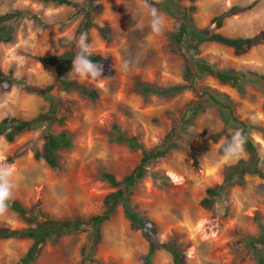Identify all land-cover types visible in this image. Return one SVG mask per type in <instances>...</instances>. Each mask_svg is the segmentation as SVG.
<instances>
[{
	"label": "rangeland",
	"instance_id": "1",
	"mask_svg": "<svg viewBox=\"0 0 264 264\" xmlns=\"http://www.w3.org/2000/svg\"><path fill=\"white\" fill-rule=\"evenodd\" d=\"M78 8L44 3L38 0H0V15L22 11L21 22L10 44L0 45V71L29 86H48L55 81L59 59L45 65L35 59H54L77 51L75 40L83 31L90 12L89 44L96 57L105 61L101 78H81L63 72V79L80 83L91 90L92 100L78 92H60L57 120L37 125L19 134L13 142L0 136V159L7 163L16 183L14 199L30 208L40 205L55 219L89 218L101 214L105 197L113 191L103 174L117 180L129 175L140 163L141 150L112 139L120 132L137 137L147 150L161 148L175 119L196 94L185 89L170 97H145L135 83L169 87L186 84L184 58L174 41L181 17L156 5L165 20L161 34L151 31L142 0H72ZM182 7L194 5V25L203 31L204 41L189 53L232 73L264 76V41L238 55L232 47L218 42L220 34L228 38H250L264 32V0H180ZM250 7L241 13L233 7ZM95 8L91 12V9ZM26 15H36L38 21ZM133 16L136 18L134 19ZM219 18V20H215ZM221 21V26H219ZM10 23V22H8ZM198 40L194 41L196 45ZM133 61L132 71H122L124 61ZM73 68V63H72ZM243 82V81H242ZM239 91L213 76L204 75L196 83L198 91L210 89L232 101L241 120L254 127L250 131L258 147L264 171V88L254 80L243 83ZM0 119L13 117L33 120L50 111V104L19 85L9 90L0 87ZM65 116L64 123L59 119ZM226 114L217 106L199 113L187 127L184 144L170 150L166 157L150 163L147 176L131 196L133 209L152 221L161 242L175 240L184 264H259V253L246 241L258 238L264 229V181L246 174L243 183L233 184L223 197L208 208L202 206L209 188L223 184L227 169L239 161L249 162L245 150L227 158L226 147L240 129L226 123ZM68 132L72 147L57 151L63 170L45 162L49 134ZM187 141V142H186ZM35 153L42 158L37 160ZM197 156L199 168L193 166ZM31 225L9 210L0 227L22 229ZM90 240L88 232H73L55 243H48L34 264H82L83 248ZM32 244L28 239L0 240V264H17ZM148 242L140 229H134L119 206L102 227V239L94 250V259L102 264H144ZM164 250L155 254L153 264H174ZM96 264V263H95Z\"/></svg>",
	"mask_w": 264,
	"mask_h": 264
},
{
	"label": "trees",
	"instance_id": "2",
	"mask_svg": "<svg viewBox=\"0 0 264 264\" xmlns=\"http://www.w3.org/2000/svg\"><path fill=\"white\" fill-rule=\"evenodd\" d=\"M38 1L71 6L74 8L79 7V4L72 0ZM179 1L180 0H160L159 3H156V0H148V3L153 4L154 6H161L164 10L172 13L176 17H181V21L176 26L173 37L177 49L184 58L185 66L183 80L186 84L175 85V87H158L154 86V84L136 82L135 86L140 94L145 97L151 95L170 97L185 89H189L196 94L198 101H193L187 105L182 116L179 119H175L171 132L167 134L166 142L158 149L147 150L139 143L137 137H128L126 133L120 132L119 128L115 126L117 133L113 135L112 139L118 143L125 142L132 149L141 150L142 158L139 165L120 181L111 173L103 174L104 180L111 185L113 191L105 197V210L101 214L95 215L88 220H82L79 218L55 219L44 213L39 204L28 208L20 201L13 198L9 204V210L14 211L20 219L31 226L22 229L0 227V240L28 239L32 241L27 253L17 264H34L41 256L48 243H55L59 239L73 232H88V235L90 236V240L83 248L84 260L82 264H102L94 259V250L102 239L103 225L111 219L119 206L122 207L125 217L129 220L133 228L137 230L140 229L143 237L148 242V252L145 255L144 264H153L155 254L161 250L171 254L174 264H184L183 252L179 244L175 240L161 242L158 239V231L152 221L140 215L133 209L131 196L139 182L147 176L150 163L163 159L167 156L170 150L173 148H179L180 144H184L183 136L185 135L187 127L199 113L204 112L209 106H217L223 114H226V123L241 130V134L245 138L244 148L250 154V160L249 162L241 160L237 165L227 169L223 184L207 190V196L202 200V206L204 208L211 207L218 198L223 197L226 194L233 184H236L237 182L243 183L246 174L258 176L264 181V171L262 169V160L259 156L258 147L250 136V131L254 127H252L248 121L241 120L235 111L234 104L227 96L210 89L200 92L196 88L197 81L206 74L215 77L224 85H230L237 88L239 91L243 89L242 83L250 79L256 81L264 88V76L255 73H232L217 69V67L204 59L196 58L190 54V50L195 51L194 49H197V47L204 41V39L201 41L199 40L203 31L199 30L192 21V13L196 10V7L194 5L187 8L182 7L179 4ZM190 1L192 3L196 2V0ZM249 8L250 7L235 6L231 9L230 13H241ZM94 10L95 8H92L91 12ZM76 12L86 13V23L82 32L89 34V28L91 27L89 17L91 13L79 9H77ZM22 16H24L22 11H13L0 15V45L13 42L14 31L21 22ZM26 16L38 21L36 15ZM215 20H219V18H216ZM219 26H221V21H219ZM214 38L218 42L232 47L238 55H242L246 54L254 46L264 41V32L250 38H228L223 37L220 34ZM196 40L199 42L194 45L193 42ZM89 41L90 38L88 35V43ZM75 53L76 51L66 52L62 56L55 57L54 59L35 57V59L45 65L55 64L56 59H59L60 61V64L55 71V81L48 86H29L25 81L15 78L12 70L8 75L0 71V87L3 90H9L12 86L19 85L27 92L37 94L50 104L49 112L40 114L30 121L13 117L0 119V136H3L8 142H13L15 138L24 131L35 128L44 121L47 122L48 117L52 124V122L57 120V114L59 112L58 105H60L61 101V91L68 93L76 91L78 94L80 93L89 99H97L93 91L87 90L80 83L63 79V72H69L72 69V61ZM89 59H91L93 64L102 65L103 70H105V61L103 59H100L93 54ZM65 119L66 117L62 116L58 121L62 124ZM72 144V137L66 131H62L59 134H49L47 137L46 150L43 155L45 162H47V164L54 170H63V167L58 162L57 151L63 148H71ZM34 156L37 160L42 158L40 153H35ZM193 166L195 169L199 168L196 155L194 156ZM246 241L254 251L259 253V264H264V229H262V233L258 238H248Z\"/></svg>",
	"mask_w": 264,
	"mask_h": 264
},
{
	"label": "clouds",
	"instance_id": "3",
	"mask_svg": "<svg viewBox=\"0 0 264 264\" xmlns=\"http://www.w3.org/2000/svg\"><path fill=\"white\" fill-rule=\"evenodd\" d=\"M160 0H156L159 3ZM142 4L148 15L151 31L155 34H161L165 27V20L159 9L153 4L148 3V0H142ZM134 19H136L133 16ZM77 51L73 58L72 73H75L81 78L98 79L102 76V65L93 64L89 57L93 54L92 46L88 43V34L81 32L75 40ZM135 67L133 61H124L122 63V71H132ZM3 107V105H0ZM245 138L237 132L226 147L225 156L227 158L238 157L244 152ZM16 183L13 178V172L10 166L0 159V219H3L9 211V204L14 197V189Z\"/></svg>",
	"mask_w": 264,
	"mask_h": 264
}]
</instances>
